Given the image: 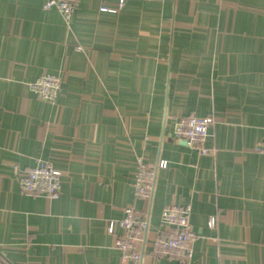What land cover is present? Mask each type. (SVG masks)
<instances>
[{
    "label": "crops",
    "instance_id": "1",
    "mask_svg": "<svg viewBox=\"0 0 264 264\" xmlns=\"http://www.w3.org/2000/svg\"><path fill=\"white\" fill-rule=\"evenodd\" d=\"M43 0H0V254L12 264H121L109 220L191 205L189 264H264V0H78L68 26ZM105 8L106 10H101ZM62 75L54 102L28 83ZM211 116L200 156L174 136ZM135 155L157 168L133 195ZM48 160L57 199L19 191L15 166ZM215 217V226H210ZM120 233V229H116Z\"/></svg>",
    "mask_w": 264,
    "mask_h": 264
},
{
    "label": "built area",
    "instance_id": "2",
    "mask_svg": "<svg viewBox=\"0 0 264 264\" xmlns=\"http://www.w3.org/2000/svg\"><path fill=\"white\" fill-rule=\"evenodd\" d=\"M78 0H43L42 8H56L65 23L69 25ZM125 0H118L120 7ZM161 1V0H143ZM101 10H106L102 8ZM62 75L41 73L29 82L30 90L42 99L54 102L62 89ZM214 122L213 117L181 116L174 123V136L184 141L189 148L195 149L200 156L212 155L214 149L205 145L209 136L208 128ZM135 171L131 183L133 195L149 199L152 194L157 168H165L167 162L161 160L150 167L140 155H135ZM19 191L25 195L45 196L49 199L59 197L62 180L61 172L46 159L38 158L34 165L20 168L15 166ZM124 216L119 220H109L106 231L113 236V245L119 251L121 264H140L143 255L148 218L133 207L123 209ZM191 205L172 204L163 208L161 222L171 227L170 232L158 234L151 243V253L155 256L177 259L180 264H189L192 258L193 244L198 236L190 223ZM210 226H215V217H210ZM116 229H120L118 234ZM0 264H12L0 254Z\"/></svg>",
    "mask_w": 264,
    "mask_h": 264
}]
</instances>
